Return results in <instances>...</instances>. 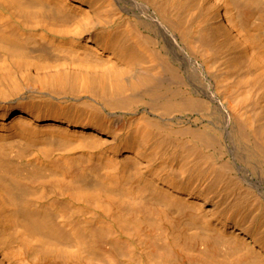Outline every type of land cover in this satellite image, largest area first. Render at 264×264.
<instances>
[{
    "label": "bare ground",
    "instance_id": "6f19581e",
    "mask_svg": "<svg viewBox=\"0 0 264 264\" xmlns=\"http://www.w3.org/2000/svg\"><path fill=\"white\" fill-rule=\"evenodd\" d=\"M0 264H264V0H0Z\"/></svg>",
    "mask_w": 264,
    "mask_h": 264
},
{
    "label": "rangeland",
    "instance_id": "374dc122",
    "mask_svg": "<svg viewBox=\"0 0 264 264\" xmlns=\"http://www.w3.org/2000/svg\"><path fill=\"white\" fill-rule=\"evenodd\" d=\"M218 65H219V64H218ZM218 65H216V66H218ZM216 66H215V67H216ZM218 70H220V68H218ZM238 91L243 92L244 97H246L247 95H249L248 98H247V100H245V101H246V103H247V107H248V109H250L252 102L256 100L257 94H256V93L252 94V93L250 92V88L248 87L247 84L240 85V86L238 87ZM257 112H258V111H257Z\"/></svg>",
    "mask_w": 264,
    "mask_h": 264
}]
</instances>
